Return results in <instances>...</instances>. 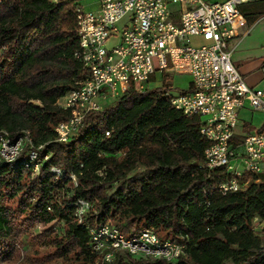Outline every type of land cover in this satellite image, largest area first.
I'll use <instances>...</instances> for the list:
<instances>
[{
	"label": "trees",
	"instance_id": "1",
	"mask_svg": "<svg viewBox=\"0 0 264 264\" xmlns=\"http://www.w3.org/2000/svg\"><path fill=\"white\" fill-rule=\"evenodd\" d=\"M78 1L0 0V130L28 131L33 144L13 163L0 159V264L15 263L25 241L49 250L46 257L96 264L90 228L107 221L127 234L166 231L185 244L174 262L120 252L112 264H264V235L253 229L264 217V173L247 190H217L225 171L202 168L209 142L200 120L172 105L171 77L90 111L75 136L57 140L68 115L58 100L87 73L75 55ZM239 8L253 23L264 0ZM31 149L38 172L27 166ZM80 199L90 203L81 222Z\"/></svg>",
	"mask_w": 264,
	"mask_h": 264
},
{
	"label": "built area",
	"instance_id": "2",
	"mask_svg": "<svg viewBox=\"0 0 264 264\" xmlns=\"http://www.w3.org/2000/svg\"><path fill=\"white\" fill-rule=\"evenodd\" d=\"M81 1L75 9L79 38L75 55L87 73L58 100L68 115L55 127L57 140L68 142L87 113L103 110L132 88L146 91L158 75H188L189 89L171 95L172 87L167 96L185 116L200 120V133L209 142L202 168L225 171L217 186L223 195L247 190L259 181L264 173V121L258 128L252 121L256 112L264 113V89L248 84L228 49L238 25L247 21L239 7L250 0H98L97 10L86 9ZM125 18L120 32L117 23ZM111 38L118 43L108 47ZM247 110L252 117L240 128ZM27 146L33 147L28 131L13 137L0 130V159L5 162L16 161ZM37 159V150H29L27 166L31 164L34 172L40 168ZM51 170L63 174L60 168ZM89 208L86 199L77 201L80 222ZM42 226L37 223L38 229ZM253 229L264 235V217L254 218ZM90 237L96 264H112L120 252L168 262L185 253V244L161 241L153 228L127 234L107 221L91 227Z\"/></svg>",
	"mask_w": 264,
	"mask_h": 264
},
{
	"label": "crops",
	"instance_id": "3",
	"mask_svg": "<svg viewBox=\"0 0 264 264\" xmlns=\"http://www.w3.org/2000/svg\"><path fill=\"white\" fill-rule=\"evenodd\" d=\"M228 49L248 84L264 89V15L253 23L246 21L239 24L236 35L228 43Z\"/></svg>",
	"mask_w": 264,
	"mask_h": 264
},
{
	"label": "rangeland",
	"instance_id": "4",
	"mask_svg": "<svg viewBox=\"0 0 264 264\" xmlns=\"http://www.w3.org/2000/svg\"><path fill=\"white\" fill-rule=\"evenodd\" d=\"M81 3L85 6L86 9L88 10H97L99 8V1L98 0H82ZM127 19H123L121 22L117 23V26L120 30V32H122L124 25L126 24ZM118 43L117 39L111 38L109 43H108V47H113L114 45H116ZM194 43H199L198 39L194 40ZM172 79V90H170V94L171 95H175L178 94L180 91L182 90H188L190 87V83H191V78L188 75H179V74H172L171 78ZM164 82V77L162 76H157L156 80H153L149 86L150 88H155V87H159L162 86ZM252 117V111L251 110H247L244 111L241 115V120H240V125L239 127H242L243 121L244 120H248L250 121ZM206 117L204 116L203 119H205ZM264 121V113L262 112H256L254 114V118L252 121V127L254 128H258L262 125ZM37 230L38 227H37ZM158 237L161 239V241H167L170 239H173V237L169 236L168 232L166 231H157ZM27 237H25L26 239ZM37 249V250H36ZM37 251L34 253V251ZM49 250L47 249H43V248H39V247H35V246H31L27 241H25L24 244V250L21 251V256H19L15 263L13 264H31V261L29 257H35V256H42L44 258H42L41 261L38 262V264H78V262L74 259H63V258H59L56 256H45V254L48 253Z\"/></svg>",
	"mask_w": 264,
	"mask_h": 264
}]
</instances>
